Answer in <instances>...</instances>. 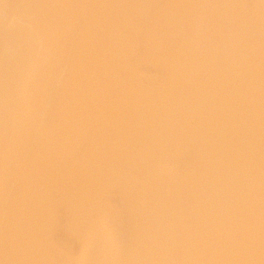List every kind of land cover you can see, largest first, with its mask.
<instances>
[{"label": "snow or ice", "instance_id": "6c2138e0", "mask_svg": "<svg viewBox=\"0 0 264 264\" xmlns=\"http://www.w3.org/2000/svg\"><path fill=\"white\" fill-rule=\"evenodd\" d=\"M0 264H264V0H0Z\"/></svg>", "mask_w": 264, "mask_h": 264}, {"label": "bare ground", "instance_id": "6f19581e", "mask_svg": "<svg viewBox=\"0 0 264 264\" xmlns=\"http://www.w3.org/2000/svg\"><path fill=\"white\" fill-rule=\"evenodd\" d=\"M57 239L58 240H66L67 238H66L65 234L61 231L57 234Z\"/></svg>", "mask_w": 264, "mask_h": 264}]
</instances>
